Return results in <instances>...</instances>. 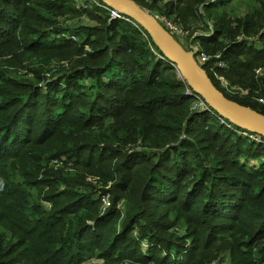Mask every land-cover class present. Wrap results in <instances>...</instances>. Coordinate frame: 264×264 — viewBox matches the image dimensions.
I'll list each match as a JSON object with an SVG mask.
<instances>
[{"label": "trees", "instance_id": "1", "mask_svg": "<svg viewBox=\"0 0 264 264\" xmlns=\"http://www.w3.org/2000/svg\"><path fill=\"white\" fill-rule=\"evenodd\" d=\"M134 1L220 52L240 87L263 86L264 0ZM127 18L75 0H0V264H83V249L147 264L145 239L190 250L185 264H208L200 249L264 264V136L196 109L202 98ZM213 62L215 86L264 114L261 94L240 102L215 81ZM52 186L44 201L31 191Z\"/></svg>", "mask_w": 264, "mask_h": 264}, {"label": "water", "instance_id": "2", "mask_svg": "<svg viewBox=\"0 0 264 264\" xmlns=\"http://www.w3.org/2000/svg\"><path fill=\"white\" fill-rule=\"evenodd\" d=\"M110 8L133 19L150 35L153 42L178 70L189 91L204 100L202 110L216 112L224 120L245 132L264 136V114L228 99L212 82L196 59V51L186 50L154 16L134 0H100Z\"/></svg>", "mask_w": 264, "mask_h": 264}, {"label": "rangeland", "instance_id": "3", "mask_svg": "<svg viewBox=\"0 0 264 264\" xmlns=\"http://www.w3.org/2000/svg\"><path fill=\"white\" fill-rule=\"evenodd\" d=\"M76 3H77V6L79 8H82V9H88V8H85L83 3L86 1V0H75ZM239 0H233V4L237 3ZM242 3H238L237 6H242L241 5ZM243 5H245V2H243ZM236 6V7H237ZM232 7V6H231ZM155 9V10H154ZM252 9V1L250 2V4L246 5V10L247 11H251ZM145 10L151 14L152 16H154L155 14L159 13V14H164L161 11V9H159L158 7L156 8H151V6L145 8ZM164 11V10H162ZM166 17H170L173 19V15L170 16V15H166L164 14ZM176 22V20H174ZM90 21L87 19V18H83L82 20L76 22L78 23L79 25H82V24H86V23H89ZM178 22V21H177ZM91 23V22H90ZM181 23V22H179ZM181 25V24H180ZM68 35L69 37L73 38L75 37L76 40L75 41H78L79 38L77 35H75L74 32H72L71 34H66ZM215 36H213L214 38ZM74 39V38H73ZM177 39L180 41V43L183 45V47L188 50V46H189V42L186 41V39H182L180 37H177ZM92 47V45H86V49L90 50ZM251 49V48H250ZM249 48L246 49V53H253V54H256L257 50H263L262 47H259L257 46L254 50H250ZM243 53L241 52L240 55L242 56V59L244 58L245 54L246 53ZM225 63V62H224ZM214 62H213V67H214ZM227 65V64H226ZM211 72L214 76V79L215 81H217L219 83V85L224 89L226 90L228 93H231L232 95L235 96V98L237 100H239L240 102H246V99H247V95H249L250 93V89H253L255 93H258L260 96H256L255 94V100L258 101L259 103L261 104H264V102H261L260 101V98H263L264 99V84H262L263 86H258L256 88V86H252L248 88H244V87H240L239 85V79L240 77L237 75V74H234L232 73V75H229V74H226V70H225V67H216V68H211ZM251 97V96H250ZM253 99V96L251 97ZM202 105L203 104H199L196 109H202ZM264 106V105H263ZM209 111V110H208ZM223 121V120H222ZM239 132V131H238ZM240 135H243L244 137H249V138H254L255 140H259L258 138L255 137V135H253L252 133L251 134H247L245 131H240L239 132ZM252 160H256V159H252ZM249 161V160H248ZM246 161V164L249 165V162ZM258 161V162H257ZM256 163L257 164H260L261 162H259V160H256ZM250 165H251V162H250ZM75 169L72 168L71 171H74ZM86 181L87 182H91L92 181V176L91 175H87L86 177ZM27 187H30V186H27ZM55 188V186H52V187H45L43 188L42 190H40L41 188L39 187H33L31 188V191L33 192V194H40V192H42L41 194V198L40 200L41 201H44L43 200V195H45L46 193H50L53 189ZM33 199V198H32ZM112 198L109 197V196H105L102 198V201H106L108 202V205L111 204L110 201ZM49 207V206H48ZM180 229V231H184L185 227H178ZM106 241V239H104V242ZM162 244H160L161 246ZM123 245H121L122 247ZM160 246L157 247V244L155 243H152V241H149L148 239H145L143 241H140V249H141V253H143L144 255H148V253L150 252L151 253V259H150V262H148L147 264H160L161 262L163 263H167V264H174L175 262L178 264V263H181V262H184L187 263L188 261H190L192 259V256L190 254V250L186 249V250H180L178 249L177 251L175 250V247L171 249V251L168 253L167 250H161ZM124 251L125 250H131L132 248H128V247H124L122 248ZM154 251H153V250ZM157 249V251H155ZM83 252V257L84 259H86L83 264H122L120 262H114V261H111L109 259H106V258H103V257H98L97 253H98V250L97 249H93L91 251H88L86 249H83L81 250ZM195 259H198V258H201V257H208V261L209 263L213 262V261H216L218 260L220 264H234L236 263L237 259L235 258V255H231L230 252H226V253H221V252H216V253H212V249H209V250H204V249H200V251H196L195 252ZM191 256V257H190ZM128 264H133V263H130L128 262Z\"/></svg>", "mask_w": 264, "mask_h": 264}, {"label": "built area", "instance_id": "4", "mask_svg": "<svg viewBox=\"0 0 264 264\" xmlns=\"http://www.w3.org/2000/svg\"><path fill=\"white\" fill-rule=\"evenodd\" d=\"M83 5L85 8L96 6V7L105 9V10L110 12L112 19L121 18V19L129 20L125 15L121 14L117 10L110 8L109 6H107L105 3H103L100 0H86L83 3ZM154 17L173 36L180 37L182 39H186V41L188 40L190 32L185 30L179 23L175 22L174 19H172L170 17H166L164 14H159V13L155 14ZM213 35H214V33H213ZM208 36H212V35L210 34ZM73 38L76 39L75 37H73ZM189 50L196 51V59H197L198 63L202 66L204 65V63H207V62L211 61L212 59H214L215 65L212 68H216L218 66L219 67H226V62L224 60H222V54L220 52L215 54L214 57H211L210 55H208L204 51L203 48L200 47L199 44H198V47L192 46L191 48H189ZM263 72H264V69L261 67L256 70L257 75H261ZM188 93L196 96L194 93H191L190 91H188ZM196 97H199V96H196ZM260 101L264 102V99L260 98ZM199 104H203L202 107H204L205 106L204 100L202 99ZM224 121L225 120L223 119V122ZM246 133L248 134V132H246ZM249 134H251V133H249ZM104 203L108 205V202L104 201ZM125 264H128V261H126ZM208 264H220V263L218 260H216V261H213L212 263L210 262Z\"/></svg>", "mask_w": 264, "mask_h": 264}, {"label": "crops", "instance_id": "5", "mask_svg": "<svg viewBox=\"0 0 264 264\" xmlns=\"http://www.w3.org/2000/svg\"><path fill=\"white\" fill-rule=\"evenodd\" d=\"M212 36L211 37H213L214 35H213V33H210ZM210 34H208V35H210ZM182 43V42H181ZM192 46H195V47H198V43H190L189 44V46H188V50H189V48H191Z\"/></svg>", "mask_w": 264, "mask_h": 264}]
</instances>
